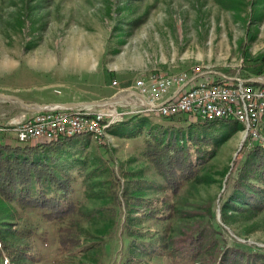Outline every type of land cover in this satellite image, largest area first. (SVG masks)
<instances>
[{"label":"rangeland","instance_id":"1","mask_svg":"<svg viewBox=\"0 0 264 264\" xmlns=\"http://www.w3.org/2000/svg\"><path fill=\"white\" fill-rule=\"evenodd\" d=\"M263 52L264 0H0V94L45 105L127 96L114 104L77 107L104 113L114 108L117 117L101 141L83 135L62 145L67 158L59 170L73 178L71 200L85 217L80 246L60 250L57 223L46 221L39 209H20L0 198V248L11 250L3 252L5 261L264 264V185L256 193L240 177L249 150H264V120L255 142L235 121L209 124L213 134L224 135L219 146L196 179L171 195L141 155L144 135L200 121L142 112L136 96H129L133 82L152 72L198 68L264 75ZM10 107L0 101V111ZM27 112L16 124L0 122L9 145H20L11 130L40 111ZM151 207L161 214L143 216ZM197 231L201 254L188 251ZM244 254L248 257L240 259Z\"/></svg>","mask_w":264,"mask_h":264},{"label":"trees","instance_id":"2","mask_svg":"<svg viewBox=\"0 0 264 264\" xmlns=\"http://www.w3.org/2000/svg\"><path fill=\"white\" fill-rule=\"evenodd\" d=\"M218 121L222 120L189 124L186 129L178 131L145 133L141 155L162 177L167 192L171 195H176L181 186L195 180L205 161L213 157L224 135L213 134L209 124ZM111 129L117 130L114 127ZM66 141V138H60L48 143L0 145V198L20 209L35 208L43 211L42 217L46 221L59 225L57 244L64 252L80 246L82 224L85 222V217L71 200L73 178L66 171L59 170L63 160L67 158V152L62 147ZM245 156V169H241V180L258 193L264 185V150L261 146H253ZM251 163L253 168L249 166ZM248 172L252 173L251 176H248ZM238 192L244 193V190L240 188ZM236 199L240 197L228 202L233 203ZM246 201L252 202L247 197ZM160 214V208L151 207L143 216L157 217ZM207 230L211 233L210 227ZM198 237H202L199 231L191 234L189 252L201 254L197 245ZM3 252L10 255L11 250H5L3 246L0 248V264H8ZM230 255L235 257L233 252ZM245 257L248 255L244 254L239 258Z\"/></svg>","mask_w":264,"mask_h":264},{"label":"built area","instance_id":"3","mask_svg":"<svg viewBox=\"0 0 264 264\" xmlns=\"http://www.w3.org/2000/svg\"><path fill=\"white\" fill-rule=\"evenodd\" d=\"M199 73L196 68L190 72L169 75L152 72L140 76L133 82V91L142 97V100L136 97L140 102L139 108L142 112H155L166 119L193 116L200 122L235 121L242 125L246 138L251 142L258 141L264 120L263 85L240 80L224 83L227 80L209 77L198 79L196 75ZM68 111H40L22 126L12 129L11 136L20 144L48 143L83 135L101 141L117 117L111 111ZM6 131L7 128H0V145L10 144L11 138Z\"/></svg>","mask_w":264,"mask_h":264},{"label":"water","instance_id":"4","mask_svg":"<svg viewBox=\"0 0 264 264\" xmlns=\"http://www.w3.org/2000/svg\"><path fill=\"white\" fill-rule=\"evenodd\" d=\"M209 74L217 75V76H219V77H221L223 79L229 80V81L234 80L233 78L227 77L223 73L217 72V71H214V70L204 72V75H209ZM245 81L246 82H250V83L264 85V78H261V77H255V78H251V79L245 80ZM129 96L130 97L131 96H136V97H139L142 100V97L139 96L135 92H133ZM0 99L7 100V101H12L14 103L20 104V106L22 108H24L26 110H29V111H44L47 108H52V107H54V108H63V109H72V108H77V107H93V106L94 107H98V106H104V105H107V104H114L117 101L122 100V98H119V99H111V100L102 101V102L92 101V102H81V103L47 104V105H45V104H26L22 100H20L18 97L11 96V95H2V94H0Z\"/></svg>","mask_w":264,"mask_h":264},{"label":"crops","instance_id":"5","mask_svg":"<svg viewBox=\"0 0 264 264\" xmlns=\"http://www.w3.org/2000/svg\"><path fill=\"white\" fill-rule=\"evenodd\" d=\"M261 76L264 77V75H259V76H255V77H261ZM196 77L198 79H206V78L209 77L210 79L212 78V80H218V79H222L223 80V78H221V77H219L217 75H212V74L204 75V72H201V73L197 74ZM227 77L233 78L234 80H232V81H234V82L238 81V80L245 81V80H249L251 78H255L252 75L251 76L228 75ZM224 80H226V79H224ZM227 81H229V80H227ZM125 97H127V96H123V97H120V98L123 99ZM0 101L8 103L11 106L10 108H7L8 109L7 112H5L3 110L0 111V122L1 123H3V124H16V123L20 122L21 120H23L25 117H27V115L29 113L27 111H29V110H25V109H22V108H21V110H17L18 107L13 102H8L7 100L4 101L3 99H0ZM18 109H20V108H18ZM79 109L80 108H74V109H71L69 111L79 110ZM12 111H14V112H12Z\"/></svg>","mask_w":264,"mask_h":264},{"label":"bare ground","instance_id":"6","mask_svg":"<svg viewBox=\"0 0 264 264\" xmlns=\"http://www.w3.org/2000/svg\"><path fill=\"white\" fill-rule=\"evenodd\" d=\"M110 109V108H109ZM111 112H114V108H113V110H111Z\"/></svg>","mask_w":264,"mask_h":264}]
</instances>
